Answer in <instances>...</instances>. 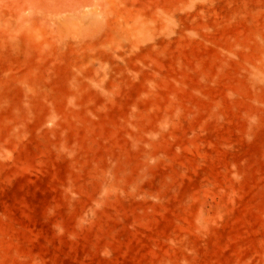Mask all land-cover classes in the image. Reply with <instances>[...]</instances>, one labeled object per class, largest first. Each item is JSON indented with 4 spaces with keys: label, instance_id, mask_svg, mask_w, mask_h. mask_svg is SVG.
Wrapping results in <instances>:
<instances>
[{
    "label": "rangeland",
    "instance_id": "374dc122",
    "mask_svg": "<svg viewBox=\"0 0 264 264\" xmlns=\"http://www.w3.org/2000/svg\"><path fill=\"white\" fill-rule=\"evenodd\" d=\"M0 264H264V0H0Z\"/></svg>",
    "mask_w": 264,
    "mask_h": 264
}]
</instances>
